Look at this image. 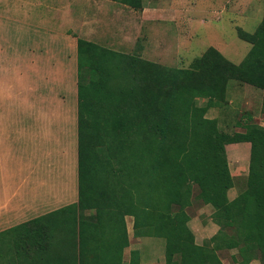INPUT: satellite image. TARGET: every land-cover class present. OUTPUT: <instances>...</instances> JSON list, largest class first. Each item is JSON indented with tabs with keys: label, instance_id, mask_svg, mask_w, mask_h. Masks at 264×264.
Segmentation results:
<instances>
[{
	"label": "trees",
	"instance_id": "obj_1",
	"mask_svg": "<svg viewBox=\"0 0 264 264\" xmlns=\"http://www.w3.org/2000/svg\"><path fill=\"white\" fill-rule=\"evenodd\" d=\"M237 35L250 45L239 64L208 47L180 69L78 38L77 202L1 231L0 264H124L126 216L135 237L164 240L165 264H222L220 249H236L237 264H264V127L248 112L231 134L206 117L226 105L230 81L260 90L264 113V6L255 31ZM236 143L250 144L248 172L229 200L225 147ZM193 198L219 227L201 245L187 225ZM126 264H139L138 253Z\"/></svg>",
	"mask_w": 264,
	"mask_h": 264
},
{
	"label": "rangeland",
	"instance_id": "obj_2",
	"mask_svg": "<svg viewBox=\"0 0 264 264\" xmlns=\"http://www.w3.org/2000/svg\"><path fill=\"white\" fill-rule=\"evenodd\" d=\"M36 3L37 1L30 2L33 6ZM46 3V8L39 9L30 6L28 9L26 6L23 7L19 0L0 1V205H2L0 206V231L44 215L53 209L61 208L67 203V200L61 199V202L55 201L51 206L44 208L35 206L33 209L24 210L20 215L14 212V207L18 210L20 205L18 199L21 198L22 190L26 186L40 187L41 183L47 181V173L50 172L49 174L54 176V168L59 165H63V180L66 183L65 187L68 188L70 183L67 173L70 168L72 169L73 192L77 191L78 193L76 187V41L79 37L84 39V33L87 34V31L81 32V29L75 25H73V32L69 30L67 12L70 1L57 0L53 3L52 1ZM111 3L100 6L107 10H115L118 7L124 9L122 5ZM263 6L264 0H144V7H156V13H152L150 16L157 21H154L150 26H144L145 29L143 27L142 29H128L131 34L127 40H122L117 35L120 33L115 31L114 27L110 28V32L105 31L104 34H101L105 36L98 40L107 39L109 43H112L105 47L102 46L104 48L127 55H137L138 53L144 60L170 68L189 67L194 58L201 56L208 47L217 49L229 61L239 64L248 53L250 45L238 38L237 29L241 28L247 33H253L261 20ZM50 7L56 8L57 11L54 13L48 11ZM27 12L28 15H25L24 13ZM48 31L50 34L58 36L59 40L61 36L73 34V42L67 43L64 40L62 42L63 48L59 54L62 61L60 76L56 75L58 77L49 83L31 82L30 89L27 86L25 89L27 92L29 90L33 92L30 101H27L28 94L25 93L26 91L23 92L25 64H29V61L31 64L38 63V55L44 54L49 50V47L53 46ZM143 37L146 42L149 38L151 44L149 49L147 47L150 44L145 41H143V49L139 48L140 39ZM98 40L99 46L103 45ZM42 58L43 56H40V59ZM45 64L47 65L48 61ZM37 82L38 84H36ZM242 87V84L235 81H230L228 84L226 100L227 97L232 100L233 111L236 114L230 120L218 124L222 131L231 134L243 132V121H239L240 115L248 112L256 117V120L253 118L256 124L264 127V116L259 99L252 96L253 92L244 91ZM245 95L249 97L248 103L247 101L244 103L247 99ZM196 104L199 107L204 106L205 100L198 99ZM52 105L56 108L61 107V115L57 113L59 109H56V120L57 122L61 120L62 141L57 139L54 142L53 139L50 140L51 138L47 139L42 133V127L36 123L38 114L42 119L48 116V119H43L44 128L48 133V127L51 125L53 130L52 121H49L51 120L50 116L54 115L49 111ZM37 108H39L38 111ZM218 108H214L215 111L213 108L209 110L219 115L223 109ZM23 109L25 113H23ZM206 114V117L210 119L209 112ZM24 115L30 117V123L24 119ZM48 151L50 156L47 155L46 160L42 162L44 159L42 155ZM232 158L233 156L229 154L231 163ZM49 163L53 164V167ZM241 167L243 166L241 165ZM240 170L239 177H232L234 185L227 192L229 200L236 198L244 189L243 180L248 172L247 165ZM26 176H28L27 179ZM12 190H16L15 201L7 203V198ZM38 192L43 194L44 188L32 189L31 197H36ZM197 192V188L194 187L193 196ZM186 212L189 215L187 225L193 234L195 244L201 245L209 239H201L202 242H198L195 236L197 232L194 228L199 226L201 220L210 219L213 208L203 205L201 201L193 198L192 204L186 209ZM133 225L132 218V230L130 225L129 228H126L128 243L130 242L129 236L134 230ZM150 238L149 240H132L124 249L126 250L125 255L123 251L124 264L128 262L130 253L133 251L138 255L140 251L139 262L141 264H146V262L162 264L165 242L160 238ZM131 247L136 250H131Z\"/></svg>",
	"mask_w": 264,
	"mask_h": 264
},
{
	"label": "crops",
	"instance_id": "obj_3",
	"mask_svg": "<svg viewBox=\"0 0 264 264\" xmlns=\"http://www.w3.org/2000/svg\"><path fill=\"white\" fill-rule=\"evenodd\" d=\"M0 1H9V0H0ZM19 1L22 2L23 7L26 6L28 9L30 8V6L31 7H38L39 9H42V7H44V8L47 7L46 2L52 1V3H53L57 0H19ZM32 1H34V2L37 1L35 6L30 4V2H32ZM67 1H70L69 9L67 12L68 17H69V27H70L69 30L71 32H73V25H75V27H79L81 29V32L87 31V34L84 33V40L93 42L95 44L98 43L97 42L98 38L101 39L105 36V35H101V34H104L105 31L110 32L111 27H114L116 29L115 31H118L120 33V34L117 33V35H119V37H121L122 40H124V39L127 40L130 37L129 34H131L128 31V29H130V30H131V28L142 29V27L144 28V26H150L154 21H157V20H154V18H151V16H150V14L156 13V11H155L156 7H149V8L145 7L141 11H136V10L130 9L128 7H125V6H122V7H124V9H127V10L119 9V7L115 10H107L105 8L102 9V6H100V5L112 4L111 1H108V0H105L108 2H105L104 0H67ZM48 11H51L54 13L57 10L54 7H50L48 9ZM110 12H112V13H110ZM24 14L28 15V12L24 13ZM50 31L52 32L53 30H50ZM70 31H69V33H71ZM48 34H49V38L53 42V46L49 47V50L45 51L44 54L38 55V63H32L31 64V62L29 61V64H25L26 65L25 74L23 76V80L25 83H24L23 92L26 91L25 90L26 86L30 89V86L32 85L31 82L44 81L46 83H49L58 77L56 75L60 76V74L62 72V65H61L62 61H61V57L59 56V54L62 52L61 48H63L62 42L64 40V42L72 43L73 42V34L65 35V37L59 36L61 41L59 40V38H57L58 36H55L52 33L50 34L49 31H48ZM140 40L141 41H140L139 48L143 49V45H144L143 41H145V37H143V39H140ZM99 42L100 43L102 42L103 45L101 44V46H104V47L107 46L108 44H112V43H109V41H107V39H102ZM145 43L150 44L149 38L147 39V42L145 41ZM97 45H100V44L98 43ZM150 47H151V44L147 48L149 49ZM40 56H43V58L40 59ZM46 61H48L47 65L45 64ZM36 84H38V82ZM242 85H243L242 88L244 89V91L246 90V91L253 92L252 96H254V97L256 96L257 99H259V104L261 105L262 92L260 90L255 89V88H252L251 86H248L246 84H242ZM25 93L28 94V97H27L28 100L27 101H30V98L32 97L33 92H31L29 90V92L26 91ZM245 96L247 97V99L245 100V97H243V99L245 100L244 103H246V101L249 99V97L247 95H245ZM228 99L229 98L227 97L228 103L226 105L218 108V109H223V111L221 113H219V115L217 113L214 114L213 111L211 112V110L207 111V113L209 112V114L211 115L209 118L210 119H216L218 124L223 122V121L230 120L236 114V112L233 111L234 107L232 106V100L231 99L228 100ZM247 103H248V101H247ZM29 105H31V103H29ZM56 109H59L58 112L56 111ZM38 110H39V108H37V111ZM213 110H214V108H213ZM37 111H36V113H37ZM49 111L54 113V115L50 116V118H49V119H51L49 121H52L53 130L51 129V125L48 127L49 128L48 133L46 132V128H44L45 124H44L43 119H48V116H47V118L42 119V118H40V115L38 114V116L36 117V123H38L42 127V129H41L42 133H43V135L46 136L47 139L51 138L50 140L53 139L54 142H56L57 139H60L62 141L61 120L59 122H57V120H56L57 119L56 118V112L61 115V113H60L61 107L56 108V106L52 105L51 108L49 109ZM43 112H44V110H43ZM23 113H25L24 109H23ZM39 113H41V112H39ZM242 116H243V114L240 115V120L238 119L239 121H241ZM263 116H264V113H263ZM253 118H255V120H256V117L253 116ZM24 119L28 120V123L31 122L30 117H28V116H25ZM57 126H58V133H57ZM40 133H41V131H40ZM49 142H51V141H49ZM225 149H226V155H227V159H228L230 174L233 178H235L237 176L239 177L238 172H240L241 171L240 169H243V167L246 165H247V171H248L247 161H249V154H250V144L249 143L230 144V145H227L225 147ZM60 153H61V149H60ZM229 154L231 156H233L232 163L229 160ZM47 155H48V157L50 156L49 151L42 155L44 158L42 160V162H44L46 160ZM49 164L51 167H53V164H51V163H49ZM241 165L243 167H241ZM63 171H64L63 165H59V167L54 168V176L52 174H49L50 172L47 173V181H45V183H43V184L41 183L40 187L38 186V187L32 188V187L26 186L24 188V190H22L21 198L18 199V201L20 202L18 210H16L14 207V212L17 215H20V213L24 212V210L33 209L35 206H40L42 208H44L45 206H49V205L51 206V204H53V202H55V201L61 202V199L67 200V203L64 206L75 203L77 201V198H78L77 197L78 193H77V191L73 192L72 169L70 168L68 173H67L69 175V183H70L69 188L65 187L66 183L63 180ZM246 175H247V173L245 174V176ZM28 176H26V179L28 178ZM76 176H77V169H76ZM42 187L44 188L43 194L38 192L39 194L37 193L36 197H31L30 192L32 191V189H34V190L38 189L39 190ZM16 195H17L16 190H12L9 193V196H8L6 202L10 203L13 200L15 201ZM0 206H2V205H0ZM57 209H59V208L53 209L52 211L57 210ZM125 223H126V228L127 227L129 228V225H130L131 230H132V218L129 216H126L125 217ZM194 230H196V232H197V235H195V236L197 238V241L199 242V241H201V239L207 240V239H210L211 237H213L218 231V226L215 223H213L211 219H204V220H201V222H199V226H196L194 228ZM1 231H3V230H1ZM129 237H130L129 238L130 242H132V240L139 241V240L151 239L150 237H144V238L135 237L133 235V231H132L131 236H129ZM164 249H165V243H164ZM131 250H136V249L131 247ZM128 251L130 252V249ZM137 251H139L138 248H137ZM236 252H237L236 249H230V250L220 249L217 252V254H218L222 264H237V263L232 261V258L235 256ZM125 253H126V250H124V255H125ZM139 261H140V251H139ZM139 264H141V262H139ZM146 264H149V262H146ZM162 264H165V261H163ZM249 264H261V263L258 259H253Z\"/></svg>",
	"mask_w": 264,
	"mask_h": 264
}]
</instances>
